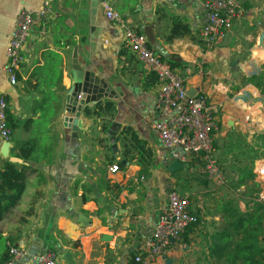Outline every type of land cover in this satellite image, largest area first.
Returning <instances> with one entry per match:
<instances>
[{"label": "crops", "instance_id": "crops-1", "mask_svg": "<svg viewBox=\"0 0 264 264\" xmlns=\"http://www.w3.org/2000/svg\"><path fill=\"white\" fill-rule=\"evenodd\" d=\"M44 1L0 0V97L7 101L13 127L7 156L0 138V173L10 162L26 175L21 199L0 220V264L8 259L10 246L25 251L17 264H38V255L49 250L60 257L71 250L79 264H132L174 191L189 199L200 224L187 243L183 238L172 244L151 264H224L225 256H211L210 247L218 243L232 253L241 239L232 226L235 213L262 216L258 240L264 246V148L257 139L264 134V100L247 81L264 64V0H238L243 13L231 33L212 47L200 37L204 0H98L95 19L92 0H54L47 26L33 25L18 83L11 85L7 52L17 19ZM104 2L146 35L156 54L175 63L189 95H204L208 106L217 109L214 149L223 185L205 176L199 156L183 170L168 171L170 153L154 129L160 87H147L150 72L125 48L123 30L105 18ZM171 17L186 21L191 35L168 42ZM75 50L81 67L120 91L118 99L102 101L116 105L111 124L121 127L115 136L98 134L83 113L77 138L73 125L65 122L74 116L67 101L75 80ZM125 128L153 153L154 165L145 175L122 157L119 139ZM25 145L34 148L31 160L19 156ZM248 164L258 192L234 186ZM114 165L120 166L116 173Z\"/></svg>", "mask_w": 264, "mask_h": 264}, {"label": "built area", "instance_id": "built-area-1", "mask_svg": "<svg viewBox=\"0 0 264 264\" xmlns=\"http://www.w3.org/2000/svg\"><path fill=\"white\" fill-rule=\"evenodd\" d=\"M54 0H45L36 11H23L17 19L7 56V74L11 85L18 83V71L25 61V47L35 23L45 28L53 15ZM205 9L200 37L207 47L231 33L234 21L243 13L238 0H204ZM104 16L115 22L124 32L126 44L135 53L144 67L154 73L159 80L157 110L159 120L154 129L170 153L171 161H179L186 166L193 156H199L202 172L217 186L223 185L225 178L215 156L214 132L217 130V109L208 106L207 97H191L182 77L177 74L167 60H163L150 47L146 35L135 32L112 6L103 3ZM8 104L0 97V138L10 142L13 132L7 122ZM113 173L119 171L114 165ZM199 217L191 210L187 197L171 192L168 201L160 210L152 234L145 240L142 250L136 257L139 264H151L167 252L172 244L180 242L181 235ZM25 255L23 249L9 247V257L3 264H17ZM38 264H64L58 253L49 250L37 257Z\"/></svg>", "mask_w": 264, "mask_h": 264}, {"label": "trees", "instance_id": "trees-1", "mask_svg": "<svg viewBox=\"0 0 264 264\" xmlns=\"http://www.w3.org/2000/svg\"><path fill=\"white\" fill-rule=\"evenodd\" d=\"M171 24L172 27L167 37L168 42H172L176 39L191 35L190 26L186 21L171 17ZM125 48L130 50L127 44ZM130 52L134 53L131 50ZM162 59L167 60L171 65V68L174 70L175 63L172 60L166 59L164 57H162ZM247 81L253 84L261 92L264 100V64L262 65L261 70L249 77ZM146 83H148L147 87L151 86L150 88H152L153 85H159L158 77L154 73H149ZM115 112V103L112 101H107L105 103H97L94 107H86L83 111V114L87 119L93 120L98 134L105 135L112 120L114 119ZM7 122L13 132V127L10 124L8 118V110ZM257 139L259 145L264 148V134L257 137ZM119 140L122 145V157L128 162H135L137 165H139L141 167V174L145 175L154 165L152 151L130 128H125ZM96 141L100 145L104 143V139L99 136L96 138ZM33 150V146H22L20 148L19 156L25 160H31V154L33 153ZM109 150L112 151L111 148ZM119 164L120 166H124L121 162ZM25 179V170H17L16 166L10 162L5 164L0 177V220L4 214L11 207L15 206L21 199L25 190ZM234 182L236 189L240 188L241 186H249L254 191L258 189V184L255 182V175L253 174L250 164L244 166L240 170L239 178ZM249 182H252V184L249 185ZM254 202L256 207H263L262 203L259 202L257 198L254 199ZM194 213L199 217V223L190 225L181 235L180 241L185 238V243L188 242L187 239L189 234L193 233L200 224V215L196 212ZM234 217H236L237 220L232 226L241 236L240 241H238L235 247H233L232 253L229 252L228 246L215 243L210 247L211 256L218 254L225 256L226 261L224 264H264V246L260 245L258 240L259 234L262 231V216L257 218L252 214L239 215L238 213H235L231 215V218ZM137 256L138 254L132 256V264H139L136 262Z\"/></svg>", "mask_w": 264, "mask_h": 264}, {"label": "water", "instance_id": "water-1", "mask_svg": "<svg viewBox=\"0 0 264 264\" xmlns=\"http://www.w3.org/2000/svg\"><path fill=\"white\" fill-rule=\"evenodd\" d=\"M92 15L95 19L97 14V9L99 6L98 0H92ZM148 35V34H147ZM150 42V40H149ZM75 65L73 67L74 71V86L73 90L68 95V109L69 113H72L73 118H68L65 120L67 124H71L70 128L73 130V137H78V132L83 128L82 113L83 110L90 104H97L102 102L105 99L116 100L120 93L119 89H112L109 84L97 76L92 70H87L84 67H81L77 62V50H75ZM77 63V65H76ZM193 97L192 95H190ZM69 126V125H67ZM121 126L113 122L109 129L107 130V135L112 137L115 136V132ZM10 148V142H5L2 147V155L7 156ZM184 169V165L179 161H172L168 167V171L172 174ZM1 177V173H0ZM61 261L64 264H79L75 259V255L71 250H66L61 254Z\"/></svg>", "mask_w": 264, "mask_h": 264}]
</instances>
